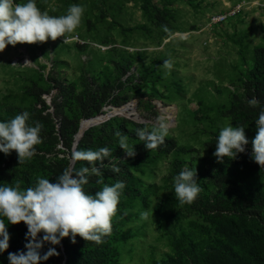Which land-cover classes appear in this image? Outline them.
Masks as SVG:
<instances>
[{"label":"trees","instance_id":"trees-1","mask_svg":"<svg viewBox=\"0 0 264 264\" xmlns=\"http://www.w3.org/2000/svg\"><path fill=\"white\" fill-rule=\"evenodd\" d=\"M97 1L100 18L114 16L121 10L119 0ZM136 1L143 22L133 28L123 27L114 17L105 21L106 27L100 31L89 20L84 22L85 33L77 34L79 38L109 47L105 51L89 44L56 42L52 57L44 54L51 62L48 73L43 72L46 65H39L38 69L19 74L22 84L18 102L0 104V121L26 111L30 114L29 124L39 121L43 125V142L35 146L31 159L22 162L15 150L8 155L0 153V183H19L24 189L33 187L38 177L54 182L65 168L75 172L92 166L84 160H74L72 164L73 151L107 146L111 156L102 162V174L89 176L84 190L94 195L104 185L124 182L111 234L103 237L100 244L79 235L75 243L70 237L62 238L58 245L45 243L41 254L51 246L59 255L42 264H131L147 222L140 214L152 209L160 240L167 244L162 251L155 242L148 246V264H264V167L251 159L255 120L260 106H264V43L250 47L245 42L246 35L230 36L239 47L238 63L226 77L218 78L219 85L211 83L214 101L197 99L188 118L180 110L176 127L169 129L164 142L154 149L145 148L146 142L136 134L137 129L150 130L154 124L115 115L89 127L102 119H92L99 115H129L132 109L127 105L132 100L137 102L139 113L158 116L155 101L171 104L179 101L184 92L175 73L163 63L170 61L169 53L173 51L172 45L164 41L185 29L175 7L179 0ZM194 1L188 0L186 5L193 6ZM36 3L42 11L55 16L65 14L62 9L69 7L50 9L48 0ZM115 26L120 28L125 46L131 45L129 37L137 36L164 50L141 49L130 54L117 48L110 35ZM261 31L264 42V25ZM72 34L75 33L65 35ZM70 50L75 58L89 54L77 65L78 78L70 79L62 71L68 64L61 56L69 55ZM224 83L228 85L222 86ZM45 96L50 97L49 103ZM252 97L260 101L259 106H249L247 101ZM107 107L115 110L104 113ZM226 123L233 127L243 125L249 143L234 159L224 157L218 161L214 155L216 136ZM116 132L128 136V144L135 151L133 157L119 147ZM77 134L80 138L75 146ZM113 163L119 166V172L111 171ZM186 165L195 168L201 188L191 204L180 203L174 195L173 177ZM94 166L99 167L98 162ZM6 227L9 247L0 253V264H9V252L26 251L24 222L13 225L6 221ZM41 235L38 233V237ZM137 259L142 260V255Z\"/></svg>","mask_w":264,"mask_h":264},{"label":"clouds","instance_id":"clouds-1","mask_svg":"<svg viewBox=\"0 0 264 264\" xmlns=\"http://www.w3.org/2000/svg\"><path fill=\"white\" fill-rule=\"evenodd\" d=\"M83 13L84 7L80 4H71L65 14L55 16L38 8L36 0H0V52L8 45L55 41L58 37H65L66 33L78 28ZM163 63L166 68L172 66L168 60ZM247 102L251 107L260 105L255 97ZM29 119L30 114L25 111L10 120L0 121V153L8 155L15 150L19 162L35 155V146L43 142V125L39 121L29 124ZM255 128L251 159L264 167V106H260ZM136 134L146 142L145 148L154 149L169 135V124L159 117L150 130L137 129ZM115 135L119 138V147L128 157H133L135 151L133 145L128 144V136L120 132ZM248 143L243 125L233 127L226 123L216 136L214 155L218 161L224 157L234 159L245 151ZM109 156L111 151L107 146L98 150H77L72 152L71 158L90 162L91 167H81L75 172L65 168L54 182L38 177L33 187L24 189L19 183L15 186L0 183V253L9 247L6 221L13 225L24 222L27 227L26 251L9 252V264H42L49 257L59 255L51 246L41 254L45 243L58 245L64 237H70L75 243V237L79 235L84 240L100 244L103 237L111 234L112 218L116 215L124 182L104 185L94 195L84 190L89 176L102 174L101 168L105 166L102 162ZM94 162H98L99 167L94 166ZM110 166L113 173L120 171L117 164ZM173 187L175 198L180 203L191 204L201 191L195 168L184 166L173 177ZM150 215L153 221V209L141 212L140 218L148 220ZM38 233L42 235L38 237Z\"/></svg>","mask_w":264,"mask_h":264},{"label":"rangeland","instance_id":"rangeland-1","mask_svg":"<svg viewBox=\"0 0 264 264\" xmlns=\"http://www.w3.org/2000/svg\"><path fill=\"white\" fill-rule=\"evenodd\" d=\"M188 0H179L175 3L182 21L184 32L176 33L171 38L164 41V44L169 42L172 45V52L169 53L171 70L175 73L184 88L179 101L167 103L155 101L158 116H153L149 113H139L137 111V102L132 100L127 106H130L132 112L123 115V117L131 118L136 122L155 124L157 118L163 117L169 124V129L175 128L180 118V110L187 118L196 108V100L204 99L206 101H214L212 85H219L218 78L226 77V73L231 71L233 65L238 63L239 47L232 43L230 36L235 35L237 38L246 35L245 42L253 45L263 44L261 26L264 25V0H195L193 6L186 5ZM121 10L114 16L100 18L99 7L97 0H48L47 8L56 9L63 8L65 5L80 4L84 7L81 24L71 33H85L84 22L89 20L95 24L97 29L104 30L106 27L105 21H110L113 17L116 22H119L123 27L133 28L142 23L141 11L139 3L136 0H119ZM240 5L241 9L235 17L227 20L225 23L209 27L208 19L213 14L223 13L232 6ZM67 9H62L66 13ZM116 25V24H115ZM194 26V29H188ZM104 33V32H103ZM92 34V32L90 33ZM129 34V33H128ZM110 35L114 40V46L125 49L130 54H133L145 49L149 52L153 50H164L163 46L159 48L151 44H147L144 40L137 36L129 37V46L122 44L123 36L120 28L110 30ZM138 38V39H137ZM94 42L90 43L91 47ZM56 42L49 39L45 42H37L33 44L17 43L16 45H8L3 52H0V104L17 103L21 92L20 75L27 69H38L39 65H46L43 71L45 74L50 71L51 62L44 55L49 54L52 57ZM67 54H63L61 59L67 62L68 66L62 71L70 79L78 78L79 72L77 65L79 62H84L89 56L81 54L75 58L74 51L70 50ZM25 61L31 63H25ZM169 69V68H168ZM224 83L222 86H227ZM47 102H50V97H44ZM115 110L107 107V111ZM84 122L83 124H85ZM175 133V131L173 132ZM160 178V177H159ZM143 237L136 244V257L131 264H148V246H153L154 242L158 244V250L166 249L164 241L160 240V230L156 226V217L151 215L146 222L143 230ZM140 246V247H139ZM138 255H142V260H136ZM138 262V263H137Z\"/></svg>","mask_w":264,"mask_h":264},{"label":"built area","instance_id":"built-area-1","mask_svg":"<svg viewBox=\"0 0 264 264\" xmlns=\"http://www.w3.org/2000/svg\"><path fill=\"white\" fill-rule=\"evenodd\" d=\"M241 6L238 4L236 6H232L229 10L223 12V13H218V14H213L209 17L208 19V26H216L225 23L228 19L235 17L236 14L240 11ZM54 42H59L65 45L69 44H79V45H84V44H89V42L82 40L79 38V36L75 33L72 35H65V37H58ZM94 46L97 47V49H100L101 51H105L109 47L93 44Z\"/></svg>","mask_w":264,"mask_h":264},{"label":"water","instance_id":"water-1","mask_svg":"<svg viewBox=\"0 0 264 264\" xmlns=\"http://www.w3.org/2000/svg\"><path fill=\"white\" fill-rule=\"evenodd\" d=\"M118 109H119V108H118ZM115 115H118V114L110 115V116H107V117H105V114H103V115H99V116H96V117H94V118H92V119H97V118H102V119L99 120V121H97V122L94 123L93 125H90L89 127L94 126V125H97V124H100V123L106 121L107 119H109L110 117L115 116ZM119 116H123V115H119ZM92 119H88V120H92ZM82 134H83V132L81 133L80 137L82 136ZM77 136H78V134L76 135L75 146H76V144H77L78 139L80 138V137H79V138L77 139ZM75 146H74V149H75ZM73 152H74V151H73ZM73 163H74V160L72 159V164H73Z\"/></svg>","mask_w":264,"mask_h":264}]
</instances>
